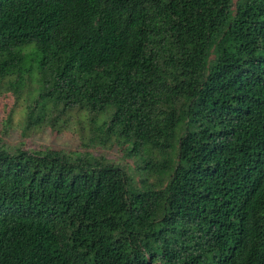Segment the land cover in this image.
Segmentation results:
<instances>
[{
  "label": "trees",
  "instance_id": "1",
  "mask_svg": "<svg viewBox=\"0 0 264 264\" xmlns=\"http://www.w3.org/2000/svg\"><path fill=\"white\" fill-rule=\"evenodd\" d=\"M29 48L25 127L74 117L140 175L0 143V264H264V0H0V89Z\"/></svg>",
  "mask_w": 264,
  "mask_h": 264
},
{
  "label": "rangeland",
  "instance_id": "2",
  "mask_svg": "<svg viewBox=\"0 0 264 264\" xmlns=\"http://www.w3.org/2000/svg\"><path fill=\"white\" fill-rule=\"evenodd\" d=\"M235 0H232L234 3ZM24 60L25 71L15 82L7 83L6 88L0 89V143L7 147H20L29 152H43L47 150L62 152H88L95 157H103L109 163L126 169L133 177L139 178L140 173L135 167L139 166L137 156L128 157L122 151V147L116 144L89 145L91 136L89 128L78 122L74 117L68 121L65 128L51 129L49 126L38 123L34 126L25 127V110L30 105V98L36 97L45 87L44 81L49 86L50 73L54 68L53 63L38 69V57L33 48L26 50ZM7 61L5 56L0 55V63ZM1 65V64H0ZM7 69V68H6ZM37 69L40 77L35 79L32 72ZM27 71V72H26ZM153 143L158 145L157 151L150 147V143L144 145L142 153L152 155L155 163L162 166L171 161L170 155L171 137L173 133L161 129ZM164 150V151H163ZM142 155V154H140ZM149 182L153 181L151 175H147Z\"/></svg>",
  "mask_w": 264,
  "mask_h": 264
}]
</instances>
